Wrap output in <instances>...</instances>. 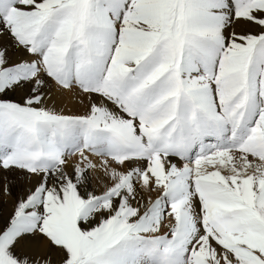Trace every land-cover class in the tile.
Wrapping results in <instances>:
<instances>
[{"label": "snow or ice", "instance_id": "snow-or-ice-1", "mask_svg": "<svg viewBox=\"0 0 264 264\" xmlns=\"http://www.w3.org/2000/svg\"><path fill=\"white\" fill-rule=\"evenodd\" d=\"M0 264H264V0H0Z\"/></svg>", "mask_w": 264, "mask_h": 264}]
</instances>
